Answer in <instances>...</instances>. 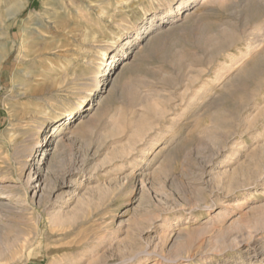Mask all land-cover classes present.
<instances>
[{"label":"rangeland","instance_id":"rangeland-1","mask_svg":"<svg viewBox=\"0 0 264 264\" xmlns=\"http://www.w3.org/2000/svg\"><path fill=\"white\" fill-rule=\"evenodd\" d=\"M188 1L0 0V264H264V0Z\"/></svg>","mask_w":264,"mask_h":264},{"label":"bare ground","instance_id":"bare-ground-1","mask_svg":"<svg viewBox=\"0 0 264 264\" xmlns=\"http://www.w3.org/2000/svg\"><path fill=\"white\" fill-rule=\"evenodd\" d=\"M191 1V0H190ZM188 0H181V3H180V5H179V8L178 9H180V8H183V7H186L187 6V4H188ZM17 12V11H16ZM141 15H143V14H141ZM10 16H16V14L15 13H8V14H6V15H4V14H0V19H1V17H2V20L3 21H5L6 19H7V17H10ZM141 20H143V18L141 17L140 18ZM0 23H1V20H0ZM0 28H1V25H0ZM131 29H133V28H131ZM3 30H5V29H3ZM155 30V29H154ZM1 31V30H0ZM2 32V31H1ZM122 38V37H121ZM1 39V38H0ZM130 42V41H129ZM9 42H7V44H8ZM7 44L4 46V45H2L1 47H0V63H1V61H2V59H4V57H5V49H6V46H7ZM0 45H1V43H0ZM129 45V44H128ZM134 54H135V52H134ZM133 54V55H134ZM137 54V53H136ZM135 54V55H136ZM113 55V54H112ZM101 56H102V58H103V62L101 63V65L102 66H105V67H109V66H112L113 64H114V62H115V60H116V57L117 56H115V55H113L111 58H110V54H108V51H104V52H102V54H101ZM136 57V56H135ZM134 58V57H133ZM133 58H132V60H133ZM134 61V60H133ZM134 63V62H133ZM131 66V62L129 61H126V62H124V66L122 67V69L124 68L125 69V67L126 66ZM133 65V64H132ZM88 100L86 99V98H81V100H80V103L78 104V108L75 110V111H69V112H67V114H66V116H65V119L63 120V122H66V121H70V120H72V118H73V116L76 114V112H78L79 110H81L82 108H86V102H87ZM68 121V122H69ZM71 122V121H70ZM64 125V123L63 124H59V122L58 121H54V124H53V126L51 127V131H52V133L53 134H62V132H63V130H64V127L65 126H63ZM16 136V135H15ZM34 136V135H33ZM26 137V136H25ZM16 138H17V136H16ZM24 138V137H23ZM28 138H30V137H28ZM37 139H35L34 137H33V139L35 140L34 141V144H32L31 145V148L29 149V155H30V153H31V151H33V152H35V155H36V153L38 152L37 150L38 149H40V148H44L43 147V142H42V140H41V138H38V137H36ZM31 141H32V138L30 139ZM29 140V141H30ZM25 141V140H24ZM28 143V142H27ZM30 144V143H29ZM58 146V145H57ZM18 147V146H17ZM21 147V146H20ZM24 147V146H23ZM26 149V148H25ZM26 151V150H25ZM24 152V151H23ZM29 155H27V156H25V159L27 160V158H29ZM48 155V154H47ZM34 159V158H33ZM27 164L29 165V161H26L25 162V165L23 166V168H21V171H24L25 172V170L26 169H29L30 171H29V176H31V172H32V168H33V165H30V166H28L27 167ZM37 168V167H36ZM21 173V172H20ZM28 182V181H27ZM39 186H37V185H35V188H38ZM4 188V187H3ZM8 189V188H7ZM5 190V189H4ZM1 191V190H0ZM37 191V190H36ZM16 201V200H15ZM7 206V205H6ZM14 207V206H13ZM8 208H6L5 207V205H0V214H1V212L2 211H8L7 210ZM16 211V210H15ZM18 213V212H17ZM10 214V213H9ZM8 214V215H9ZM10 215H12V214H10ZM9 215V216H10ZM5 216H7V215H5ZM19 216V215H18ZM2 217H4L3 215H2ZM4 219V218H3ZM7 221V220H6Z\"/></svg>","mask_w":264,"mask_h":264}]
</instances>
